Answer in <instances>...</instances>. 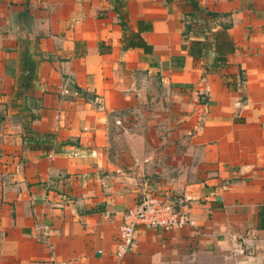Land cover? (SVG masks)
Masks as SVG:
<instances>
[{"label":"crops","instance_id":"0c3cea01","mask_svg":"<svg viewBox=\"0 0 264 264\" xmlns=\"http://www.w3.org/2000/svg\"><path fill=\"white\" fill-rule=\"evenodd\" d=\"M122 1L150 53L121 49L115 0H0V264H264V0H196L235 45L209 73L212 54L193 59L181 35L184 0ZM30 114L60 152L23 145ZM146 191L193 223L139 227L117 257Z\"/></svg>","mask_w":264,"mask_h":264},{"label":"trees","instance_id":"16d2710c","mask_svg":"<svg viewBox=\"0 0 264 264\" xmlns=\"http://www.w3.org/2000/svg\"><path fill=\"white\" fill-rule=\"evenodd\" d=\"M167 2L170 0H166ZM189 6V11L185 14L184 27L181 35L189 37L187 52L193 59H198L209 53L212 58L204 67V71L216 72L226 68L230 63L227 61V55L235 50V45L229 35L227 28L229 22H222L220 19L226 14H219L200 7L196 0H184ZM122 0H115V11L117 12L119 24L121 27V49L139 48L145 53L151 52V46L147 44L139 35L141 31L149 28L148 23L141 20L137 21V30L131 31L126 22V10ZM34 63L26 54L21 56V74L17 78V86L22 89H28L34 79ZM222 80L231 89H234L238 82L243 80V73L237 68V74L223 73ZM76 91L81 92L78 87ZM16 92L15 95H20ZM33 115H29L23 123V145L30 149L40 150L42 152H60L65 142H57L51 133L36 132L30 127V121Z\"/></svg>","mask_w":264,"mask_h":264},{"label":"built area","instance_id":"2783aa9c","mask_svg":"<svg viewBox=\"0 0 264 264\" xmlns=\"http://www.w3.org/2000/svg\"><path fill=\"white\" fill-rule=\"evenodd\" d=\"M206 112V107L202 104L198 127H201L203 115ZM50 155L51 153H48V156ZM192 223L189 214L185 210L174 209L167 199L152 191H146L138 202L127 208L122 214V222L118 227L114 240L115 255L120 257L133 248L136 231L139 227L167 231Z\"/></svg>","mask_w":264,"mask_h":264}]
</instances>
